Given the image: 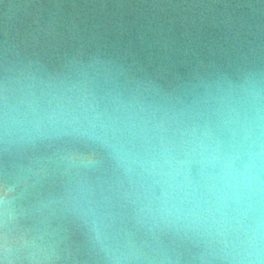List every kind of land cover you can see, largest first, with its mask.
I'll return each instance as SVG.
<instances>
[{"label":"water","instance_id":"water-1","mask_svg":"<svg viewBox=\"0 0 264 264\" xmlns=\"http://www.w3.org/2000/svg\"><path fill=\"white\" fill-rule=\"evenodd\" d=\"M0 264H264V0H0Z\"/></svg>","mask_w":264,"mask_h":264}]
</instances>
